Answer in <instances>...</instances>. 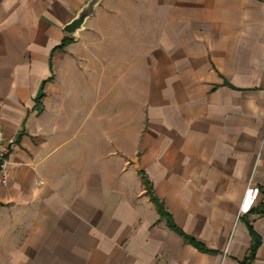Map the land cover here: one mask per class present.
I'll use <instances>...</instances> for the list:
<instances>
[{"label": "crops", "instance_id": "crops-1", "mask_svg": "<svg viewBox=\"0 0 264 264\" xmlns=\"http://www.w3.org/2000/svg\"><path fill=\"white\" fill-rule=\"evenodd\" d=\"M86 2L0 0V264H264V0Z\"/></svg>", "mask_w": 264, "mask_h": 264}, {"label": "built area", "instance_id": "built-area-1", "mask_svg": "<svg viewBox=\"0 0 264 264\" xmlns=\"http://www.w3.org/2000/svg\"><path fill=\"white\" fill-rule=\"evenodd\" d=\"M11 140L6 136L3 127L0 124V174L2 177V185H6V179L4 176V170L8 161V154L10 152ZM257 195V188L248 184L239 207V214L248 212L253 204V201Z\"/></svg>", "mask_w": 264, "mask_h": 264}, {"label": "water", "instance_id": "water-1", "mask_svg": "<svg viewBox=\"0 0 264 264\" xmlns=\"http://www.w3.org/2000/svg\"><path fill=\"white\" fill-rule=\"evenodd\" d=\"M99 2L100 0H88L76 13L74 18L63 26V31L71 37H76L78 32L83 29L86 19L94 13V9Z\"/></svg>", "mask_w": 264, "mask_h": 264}, {"label": "trees", "instance_id": "trees-1", "mask_svg": "<svg viewBox=\"0 0 264 264\" xmlns=\"http://www.w3.org/2000/svg\"><path fill=\"white\" fill-rule=\"evenodd\" d=\"M149 195L151 200L155 203L156 208L158 210V212L160 213V215L162 216H168V214L165 212L162 204L157 200V198L152 194L151 190H148ZM170 226L173 227V229H175L178 233H180L184 239H187L188 241L192 242L193 244H195L196 246H198L200 249H204V246L198 242H196L192 237H189L187 235H185L184 233H182L178 228H176L173 223L170 222ZM253 244L251 246V255L248 259H246L244 262H242V264H250V261L252 260L253 257V253L255 252L256 246L258 245L257 242V238L255 236H253Z\"/></svg>", "mask_w": 264, "mask_h": 264}, {"label": "rangeland", "instance_id": "rangeland-1", "mask_svg": "<svg viewBox=\"0 0 264 264\" xmlns=\"http://www.w3.org/2000/svg\"><path fill=\"white\" fill-rule=\"evenodd\" d=\"M99 3H100V2H99ZM99 3H98V4H99Z\"/></svg>", "mask_w": 264, "mask_h": 264}]
</instances>
